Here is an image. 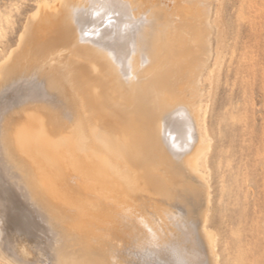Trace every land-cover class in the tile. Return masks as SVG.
<instances>
[{"label":"bare ground","instance_id":"bare-ground-1","mask_svg":"<svg viewBox=\"0 0 264 264\" xmlns=\"http://www.w3.org/2000/svg\"><path fill=\"white\" fill-rule=\"evenodd\" d=\"M222 3L35 1L0 45L2 264H230L207 121Z\"/></svg>","mask_w":264,"mask_h":264},{"label":"rangeland","instance_id":"rangeland-1","mask_svg":"<svg viewBox=\"0 0 264 264\" xmlns=\"http://www.w3.org/2000/svg\"><path fill=\"white\" fill-rule=\"evenodd\" d=\"M35 1L0 0L1 49L14 42ZM222 22L223 58L207 120L214 136L211 224L229 248L226 262L264 264V0H223Z\"/></svg>","mask_w":264,"mask_h":264}]
</instances>
